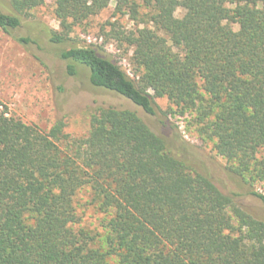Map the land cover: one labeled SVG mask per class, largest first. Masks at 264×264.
I'll return each mask as SVG.
<instances>
[{"label": "trees", "instance_id": "16d2710c", "mask_svg": "<svg viewBox=\"0 0 264 264\" xmlns=\"http://www.w3.org/2000/svg\"><path fill=\"white\" fill-rule=\"evenodd\" d=\"M54 1L63 32L51 40L63 43L114 0ZM115 1V14L147 9L146 25L112 34L133 47L135 77L98 44L62 49L68 73L86 66L93 85L149 114L167 97L264 204V0ZM9 2L0 28L11 33L46 0ZM65 126L44 131L0 109V264H264V220L135 110L98 107L86 137ZM85 188L107 215L98 238L77 226Z\"/></svg>", "mask_w": 264, "mask_h": 264}, {"label": "rangeland", "instance_id": "374dc122", "mask_svg": "<svg viewBox=\"0 0 264 264\" xmlns=\"http://www.w3.org/2000/svg\"><path fill=\"white\" fill-rule=\"evenodd\" d=\"M116 1L97 15L74 27L71 39L63 43L51 40L52 31L63 32L55 13V1L46 2L22 17V24L11 33L0 28V109L8 115L35 124L44 131L58 121L66 124L65 132L71 137H86L90 131L91 114L100 106L135 110L140 117L170 143L173 153L185 159L192 167L211 177L225 193L235 197L247 211L264 220V204L249 191L250 184L229 170L227 160L217 154L212 143L199 137L188 116L176 113V107L167 97H156V114L147 113L130 99L114 91L93 85L90 70L77 65L78 73L70 75L68 60L61 57L62 49L74 45H102L118 59L121 66L135 77L132 63L133 47L112 34L115 30L129 31L146 25L143 15L135 19L130 13L115 14ZM0 8L14 13L9 0H0ZM185 10L178 7L177 16ZM239 26L236 24L235 28ZM31 38L28 43L19 37ZM64 146V145H63ZM257 189L264 192L258 184ZM78 227L97 234L105 232L107 219L93 201L89 188L81 190L76 198ZM111 264L117 261L111 259Z\"/></svg>", "mask_w": 264, "mask_h": 264}]
</instances>
